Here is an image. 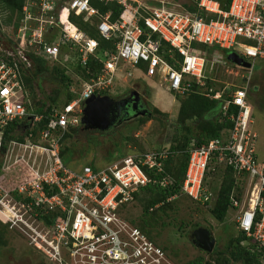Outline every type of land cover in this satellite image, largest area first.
I'll return each instance as SVG.
<instances>
[{"label": "built area", "instance_id": "built-area-1", "mask_svg": "<svg viewBox=\"0 0 264 264\" xmlns=\"http://www.w3.org/2000/svg\"><path fill=\"white\" fill-rule=\"evenodd\" d=\"M99 1L117 2L125 18L112 22L111 15H101L91 0H25L16 29L8 32L0 27V148L12 122L30 120L29 129H36L42 120L33 114L23 81L34 69L33 57L63 65L62 48L67 47L81 67L86 69L91 58L101 64L97 76L83 82L73 101L53 110L45 129L36 136L31 130L24 141L11 140L3 149L4 171L13 167L28 179L10 191L0 184V216L52 263L65 264L68 256L73 264H172L165 250L132 224L126 212L135 194L155 183L146 170L163 172L174 153L154 150L111 159L102 167L72 170L62 158V141L70 128L81 125L85 101L111 91L121 64L139 67L146 77L185 97L193 84L206 86L209 52H233L252 64L245 68L244 86L236 87L223 105L224 115L230 105L237 108L229 116L233 126L224 139L200 147L191 143L180 193L202 205L214 201V194L203 186L213 159L232 167L237 179L247 177L250 190L239 198L233 194L231 207L238 212L237 228L264 261V161L257 156V136L250 128L253 108L248 102L251 61L264 59V0H231L228 9L217 0H200L198 13L179 11L164 1L150 8L137 0ZM71 16L95 25L100 38L111 41L113 48L101 51L99 41Z\"/></svg>", "mask_w": 264, "mask_h": 264}, {"label": "rangeland", "instance_id": "rangeland-1", "mask_svg": "<svg viewBox=\"0 0 264 264\" xmlns=\"http://www.w3.org/2000/svg\"><path fill=\"white\" fill-rule=\"evenodd\" d=\"M137 1L144 2L149 8L164 1L178 10H187L186 5L190 4V0ZM17 13L18 11L12 10L11 6L0 0V27L7 29L8 32L16 29L18 23ZM238 42L249 44L244 39H239ZM194 48L200 49L203 48V45L194 44ZM62 50L63 65L57 66L64 69L67 72L66 75L72 79L70 92L78 96L85 80L82 79L83 77L77 69V55L67 47H63ZM228 55V53L223 54L218 51L209 52L206 55V77L210 83L200 90L205 97L215 99L213 98V92H219L221 96L224 93L227 94L230 99L236 87L244 86L248 71L230 62ZM67 56L71 60L64 62ZM251 62L254 64V70L248 87V102L253 108L250 128L252 133L257 136V156L260 161H264V59ZM48 63L49 66H46L48 72L34 78L32 84L27 83L33 111L41 107L42 104H45V110L55 105H57L56 110H61L67 100L66 84L62 83L59 76L52 74L51 67L54 65L51 61ZM129 72H131V75H128ZM130 90L142 95L144 103L155 116L150 119L146 116L140 118L139 115L135 117L134 121L117 128L116 132L112 133L84 130L81 126L79 131L72 132L61 146V151L65 150L63 160L70 169L79 170L88 164L96 167L106 166L111 162V159L140 152L166 149L174 145V138L183 139L186 132L176 126L175 123L179 124V102L187 96L175 95L167 89L163 82L150 79L142 74L139 67L133 68L128 64H121L120 72L108 95L112 98H119ZM159 93L163 94V98ZM156 108L165 113V116L155 114ZM195 124L194 120L188 121V125L194 126ZM23 132V129L18 131L20 134ZM4 162V150L0 148V164L2 166V169L0 168V179L2 176L8 178L17 174L16 168L13 167L5 168L4 171ZM10 165H12L11 161L8 163V167ZM215 166L219 167L220 165L214 163L211 165V172L206 179V189L209 187L218 188L221 183L222 171L214 172ZM24 182L18 184V186ZM238 186L240 194L246 196V193L250 190V181L247 177H241L238 180ZM13 188L5 189L10 191ZM151 196L146 195L142 203L135 201L131 204L127 209L126 218L130 222L134 221L140 225H143V221L147 220L150 226L145 222L144 225L149 226L147 229L148 234L153 242L165 250L172 264H243L240 260L235 261L232 259L231 249L228 248L232 240L240 233L236 224L238 212L230 210L225 220L220 222L213 217L212 207L194 201L185 193H179L166 204L164 209L160 208L157 212L145 215L146 201ZM200 227L209 229L216 239L215 248L211 253H207L193 244L192 233ZM0 232H5L8 237L6 245L0 246V264H56L50 262L44 257V254L30 246L19 231L10 228V224L6 231L0 225ZM227 248L228 252H226ZM220 252L224 255H220ZM226 258L231 260L227 262ZM65 264H73L68 256L65 258Z\"/></svg>", "mask_w": 264, "mask_h": 264}, {"label": "trees", "instance_id": "trees-1", "mask_svg": "<svg viewBox=\"0 0 264 264\" xmlns=\"http://www.w3.org/2000/svg\"><path fill=\"white\" fill-rule=\"evenodd\" d=\"M200 0H190V4L186 5L187 10H179V11H188L190 13H198V2ZM220 2L223 9H228L229 3L231 0H217ZM1 2L11 6L12 10L18 11V20L20 19V12L25 4V0H1ZM91 5L95 8H97L101 15H105L106 13H109L111 15V21H119L123 20L125 18V11L124 8L119 5L117 2H101L99 0H91ZM214 17V16H211ZM71 21L76 23L81 30L89 34L91 37H94L97 39L101 45L100 49L103 50H110L113 48L111 41H105L100 38V35L96 29V26L84 22L82 17H76L71 16ZM17 26V25H16ZM202 50H208L206 46L203 45ZM178 57V55H177ZM35 61V66L33 73L30 72L29 75H26L23 78V81L25 82V85L27 86V83L32 84L34 78H38V76L43 75L44 73L48 72L46 66H49V63L47 60H44L43 58H36L33 57ZM166 59L171 63L174 64L170 59L169 56L166 55ZM180 59V56H179ZM54 66H50L51 72L54 76H59L62 83L66 84L67 88V100L65 102V105L73 101L77 96H75L73 93L70 92V85L73 83L72 79L66 75L67 72L64 69H60L59 66L56 64H52ZM78 72L83 77V80H89L90 78H94L97 76L101 69V64L95 60L90 59L88 63V67L85 69L81 67L80 65L77 66ZM210 83L207 80V84ZM205 87V86H204ZM204 87H199L196 84H193L192 92L184 99L181 100L180 107H179V113H178V123H175L176 126H178L181 130H184L186 133L183 136V139L180 140L179 137L174 138V145L169 147L170 152L174 153L171 155V157L166 161L163 172H156V171H149L146 170L149 177H151L153 180H155V183H151L148 186L141 188L139 193L135 194V201H139L140 203L143 202L146 195H152L149 197V199L146 201V205L144 208V214L150 215L153 212H157L158 209H164L166 204L173 199V197L177 196L181 192L182 183L185 178L187 166H188V160H189V148L192 142L195 143V147H200L203 144H206L208 141L212 139H224L225 136L228 134V130L232 128L233 124L229 119V116L232 114L237 113V108L233 105L229 106V109L224 115L223 111V105L227 103L230 99L228 98L227 94H221L219 92H213V98L205 97V95L200 91ZM31 90V89H30ZM32 92V90H31ZM30 93V91H29ZM229 93V91H228ZM108 92L101 93V95H108ZM57 105L48 108L45 110V104H42L41 107H38L33 111V114L37 116H42V120L38 123V126L36 129H29L31 126V121L25 120V121H15L12 122L6 129L3 142H2V149H5L8 145V143L11 140H20L24 141L27 134L31 131L36 136L39 131L46 128L47 124L49 123L50 118L52 117L53 110L56 108ZM32 110H34L32 108ZM155 114H161V116H165V113H162L157 108L155 109ZM155 115L152 113V116L149 118H153ZM189 120H194L195 125L191 126L188 125ZM173 124V123H172ZM81 125L77 128H70L64 135L63 141L66 140L72 132H78ZM23 131L25 133H18V131ZM116 132V130H111L112 132ZM99 132V131H98ZM227 133V134H226ZM181 141V142H180ZM64 151H61V155L63 158ZM141 153V152H140ZM146 153V152H142ZM141 153V154H142ZM65 162V161H64ZM220 165L215 166L214 172H221L222 171V179L221 183L218 188L216 187H209L208 191L212 192L215 196V199L211 203H206L205 205L208 207H212V215L215 219H217L220 222H223L225 218L227 217V214L230 210H233L231 207V196L234 194L236 198L241 197L239 186H238V180L237 177H235V170L227 166L223 163H219L216 159H213L208 167V171L206 173L205 181L203 183V186L206 187V179L208 178V175L211 172V165L212 164ZM66 164V163H65ZM93 167L92 164H88ZM0 164V168H1ZM17 174L11 175L8 178H5V176H2L0 179V184L4 188H11L15 186H18V184H21L24 182L28 177L21 173L20 171L16 170ZM20 174V176H19ZM20 177V178H19ZM164 180H171V184L163 185ZM26 182V181H25ZM13 188V189H14ZM12 190V189H11ZM158 206V207H156ZM151 208H153L151 210ZM144 222L150 226L149 222L147 220L143 221V225L136 224V222L132 221L131 223L135 226H138L141 230H143L148 237L151 239V236L148 234L149 232L147 229L149 226H145ZM46 224H52L50 220H45ZM9 221L0 216V225L2 228H4V231L8 229ZM7 235L6 233L0 232V246L6 245L7 241ZM152 240V239H151ZM249 242V245L244 242ZM231 249L230 254L233 260L235 261H242L243 264H264L262 254L258 252H253L252 250L255 249V245L252 244L249 238L246 237V235L242 232H240L231 242L230 247ZM228 248L226 252H228ZM225 252V253H226ZM220 255H224V253H219ZM227 262L231 259L226 258Z\"/></svg>", "mask_w": 264, "mask_h": 264}, {"label": "water", "instance_id": "water-1", "mask_svg": "<svg viewBox=\"0 0 264 264\" xmlns=\"http://www.w3.org/2000/svg\"><path fill=\"white\" fill-rule=\"evenodd\" d=\"M228 60L237 66L250 69L252 64L244 61L236 53H230ZM137 93L132 92V95ZM135 100H138L137 98ZM128 100H123L122 104H128ZM136 105V101L135 104ZM116 101L107 95H93L85 101L84 115L81 121V126L87 130H95L99 132H107L112 128L116 117ZM135 107V106H134ZM128 115L131 113H127ZM126 114V115H127ZM136 116V115H135ZM193 244L207 252L211 253L216 245V239L207 228L195 229L192 233Z\"/></svg>", "mask_w": 264, "mask_h": 264}, {"label": "flooded vegetation", "instance_id": "flooded-vegetation-1", "mask_svg": "<svg viewBox=\"0 0 264 264\" xmlns=\"http://www.w3.org/2000/svg\"><path fill=\"white\" fill-rule=\"evenodd\" d=\"M132 92H133V90H130L122 97L113 98L117 103V107H116L117 111L115 112L116 113L115 122L113 123V126L109 131L99 132V133H109V132H111V130L112 131L116 130L117 128H120L121 126L126 125L129 122L134 121V119H136L135 117H137L139 115H140L139 116L140 118H144V116L149 118L152 116V112L149 110V107L144 103L142 95H139V94H137V95L133 94L132 95ZM136 98L138 100H135ZM123 100L129 101L127 106H126V104H122ZM135 101H136V105H134ZM127 113H131V114L128 115ZM150 119H152V118H150ZM82 129H84V128H82ZM92 131L98 132L95 130H92Z\"/></svg>", "mask_w": 264, "mask_h": 264}, {"label": "crops", "instance_id": "crops-1", "mask_svg": "<svg viewBox=\"0 0 264 264\" xmlns=\"http://www.w3.org/2000/svg\"><path fill=\"white\" fill-rule=\"evenodd\" d=\"M226 53V52H225ZM225 53H223V54H225ZM228 54H230V53H232V52H227ZM160 94V93H159ZM161 95V97L163 98V94H160ZM179 111V110H178ZM225 138H226V136H225Z\"/></svg>", "mask_w": 264, "mask_h": 264}, {"label": "clouds", "instance_id": "clouds-1", "mask_svg": "<svg viewBox=\"0 0 264 264\" xmlns=\"http://www.w3.org/2000/svg\"><path fill=\"white\" fill-rule=\"evenodd\" d=\"M166 149H169V147L168 148H166ZM176 197V196H175ZM174 198V197H173Z\"/></svg>", "mask_w": 264, "mask_h": 264}]
</instances>
